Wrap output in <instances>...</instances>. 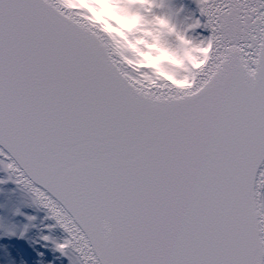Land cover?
<instances>
[{
  "label": "snow or ice",
  "instance_id": "snow-or-ice-1",
  "mask_svg": "<svg viewBox=\"0 0 264 264\" xmlns=\"http://www.w3.org/2000/svg\"><path fill=\"white\" fill-rule=\"evenodd\" d=\"M130 2L206 53L188 86L87 6L0 0V167L72 264H264V0Z\"/></svg>",
  "mask_w": 264,
  "mask_h": 264
},
{
  "label": "rangeland",
  "instance_id": "rangeland-1",
  "mask_svg": "<svg viewBox=\"0 0 264 264\" xmlns=\"http://www.w3.org/2000/svg\"><path fill=\"white\" fill-rule=\"evenodd\" d=\"M70 2L76 7L87 6L93 11V19L106 29H114L110 34L116 37L120 50L134 63L139 61L151 66L154 74L155 69H160L165 78L171 76L176 84L189 83L195 66L202 62V57L193 59V55H206L192 47L194 43L177 46L172 34L155 22L151 9L143 2L105 0L109 10L102 11L99 16L95 15L88 0ZM169 3L173 8L189 12L196 9L195 0H169ZM45 236L49 237L47 241L43 239ZM64 240L30 198L13 188L0 172V249L11 256V263L72 264L67 255L56 249V244ZM0 264H3L1 260Z\"/></svg>",
  "mask_w": 264,
  "mask_h": 264
},
{
  "label": "clouds",
  "instance_id": "clouds-1",
  "mask_svg": "<svg viewBox=\"0 0 264 264\" xmlns=\"http://www.w3.org/2000/svg\"><path fill=\"white\" fill-rule=\"evenodd\" d=\"M151 7V6H150ZM86 11V9H84ZM153 19L155 20V22L164 27L165 29H167L168 33L169 34H173V33H178V27H177V24L172 20V19H169L165 16H153ZM134 22V20L132 21ZM179 45L181 47H183L185 45V43L183 41H180L179 42ZM192 47H195V45H192ZM203 57V54L202 53H196L195 55H193V59H196V58H201Z\"/></svg>",
  "mask_w": 264,
  "mask_h": 264
},
{
  "label": "water",
  "instance_id": "water-1",
  "mask_svg": "<svg viewBox=\"0 0 264 264\" xmlns=\"http://www.w3.org/2000/svg\"><path fill=\"white\" fill-rule=\"evenodd\" d=\"M165 78V77H164ZM176 86V85H175ZM177 88H180V87H178V86H176ZM5 171V170H4ZM5 173H6V175L8 176V178H9V175H8V173L5 171ZM9 179H12L13 181H14V183L18 186L17 187V190H26L28 193H29V195L31 196V198L33 199V201H34V197H33V194L27 189V188H25V186L24 185H22V184H19V183H17L16 182V178L15 177H12V178H9ZM34 203L37 205V207L39 208V209H41V212L44 214V216L46 217V219L48 220V222L51 224V226L53 225V224H55V226L57 227V229L59 230V231H61V232H63L65 235H67L68 236V234L56 223V221L54 220V219H52L51 217H50V214H49V212H48V210L47 209H45V208H43L41 205H39V204H37L35 201H34ZM54 226V225H53ZM52 226V227H53ZM53 229H54V227H53ZM54 230H56V229H54Z\"/></svg>",
  "mask_w": 264,
  "mask_h": 264
},
{
  "label": "bare ground",
  "instance_id": "bare-ground-1",
  "mask_svg": "<svg viewBox=\"0 0 264 264\" xmlns=\"http://www.w3.org/2000/svg\"><path fill=\"white\" fill-rule=\"evenodd\" d=\"M0 172L6 177V179H8V181L9 182H13V180H9V178H8V176L6 175V173H5V171H4V169L2 168V167H0ZM14 187L17 189V187L14 185ZM19 191H21V192H23V193H25V194H27L30 198H31V196L29 195V193L26 191V190H19ZM32 199V198H31ZM44 215V214H43ZM46 218V217H45ZM48 221V220H47ZM61 232V231H60ZM62 233V235H63V237L66 239L67 238V235H65L63 232H61ZM0 260H1V262L3 263V264H12L11 262V256L10 255H8V253L7 252H5V251H3V250H1L0 249Z\"/></svg>",
  "mask_w": 264,
  "mask_h": 264
}]
</instances>
